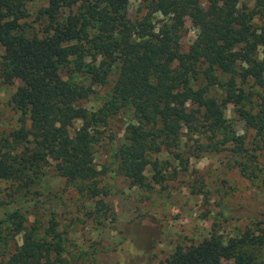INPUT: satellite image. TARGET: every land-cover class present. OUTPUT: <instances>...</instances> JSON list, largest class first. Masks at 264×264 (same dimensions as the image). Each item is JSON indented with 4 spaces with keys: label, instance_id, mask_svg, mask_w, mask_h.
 Segmentation results:
<instances>
[{
    "label": "trees",
    "instance_id": "16d2710c",
    "mask_svg": "<svg viewBox=\"0 0 264 264\" xmlns=\"http://www.w3.org/2000/svg\"><path fill=\"white\" fill-rule=\"evenodd\" d=\"M32 1L0 0V78L20 81L10 102L24 108L32 123L30 132L21 127L3 139L0 180L26 183L53 159L81 193L103 194L91 129L121 110L131 119L114 161L126 179L146 190L163 183L172 161L184 163L185 128L210 139L199 150L213 146L218 134L242 146L225 117L228 100L264 136V102L254 110L257 99L246 91H264V0H208L206 8L201 0H143L147 11L137 19L129 16L130 0H47L37 16L40 31L28 22ZM157 14L166 18L159 27ZM187 17L199 33L184 51L178 23ZM87 57L92 62L84 63ZM79 72H102L103 79L115 74L96 111L82 105L94 89L77 78ZM77 121L82 125L75 128ZM15 227L23 229L22 219ZM4 240L0 235V264H70L60 244L33 230L7 253ZM260 245L264 235L246 232L226 240L214 232L179 246L161 264H264L249 250Z\"/></svg>",
    "mask_w": 264,
    "mask_h": 264
},
{
    "label": "rangeland",
    "instance_id": "374dc122",
    "mask_svg": "<svg viewBox=\"0 0 264 264\" xmlns=\"http://www.w3.org/2000/svg\"><path fill=\"white\" fill-rule=\"evenodd\" d=\"M250 3L253 0H249ZM207 7L208 0H201ZM47 0L28 4V22L42 29L39 9ZM129 16L142 17L147 9L143 0H130ZM166 18L154 16L159 27ZM181 46L188 51L199 33L190 18L178 23ZM3 49L0 45V56ZM92 62L85 58L84 63ZM63 74L65 71L62 70ZM79 72L77 78L93 87L94 92L82 105L98 110L115 83V74L102 78ZM20 81L4 82L0 78V149L3 139L14 130H32L28 112L16 108L10 100ZM256 98L254 110L262 108L264 91L246 87ZM221 90L217 91L219 97ZM258 96H260L258 98ZM247 103L250 109L253 107ZM225 117L242 141L223 142L221 135L211 140V147L198 149L210 139L185 128L182 135L184 163L172 161L165 170L162 184L151 190L133 185L121 174L114 153L124 141L131 116L121 110L106 121L95 124L94 165L102 171L99 185L103 194L92 197L81 193L57 170L56 161L26 183L0 180V235L7 253L21 245L25 233L62 246V255L70 264H161L179 246L202 242L216 232L224 239L240 237L246 232L264 235V136H258L239 115L234 102L228 100ZM22 119H27L23 123ZM82 121L74 123L75 128ZM11 136V135H10ZM262 137V138H261ZM161 157L167 159V153ZM154 170L147 168L153 182ZM22 219L23 229L15 225ZM15 223H12V222ZM264 260V245L251 247ZM56 255L53 253L52 259Z\"/></svg>",
    "mask_w": 264,
    "mask_h": 264
}]
</instances>
